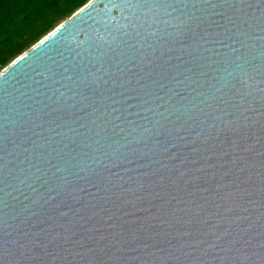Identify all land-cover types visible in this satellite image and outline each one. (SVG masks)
Returning <instances> with one entry per match:
<instances>
[{
    "label": "water",
    "instance_id": "95a60500",
    "mask_svg": "<svg viewBox=\"0 0 264 264\" xmlns=\"http://www.w3.org/2000/svg\"><path fill=\"white\" fill-rule=\"evenodd\" d=\"M0 264H264V0H90L2 69Z\"/></svg>",
    "mask_w": 264,
    "mask_h": 264
},
{
    "label": "trees",
    "instance_id": "16d2710c",
    "mask_svg": "<svg viewBox=\"0 0 264 264\" xmlns=\"http://www.w3.org/2000/svg\"><path fill=\"white\" fill-rule=\"evenodd\" d=\"M90 0H0V71Z\"/></svg>",
    "mask_w": 264,
    "mask_h": 264
}]
</instances>
